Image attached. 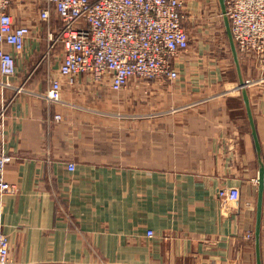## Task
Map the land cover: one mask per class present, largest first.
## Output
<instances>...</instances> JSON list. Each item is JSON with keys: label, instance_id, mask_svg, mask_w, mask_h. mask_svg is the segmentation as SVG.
<instances>
[{"label": "crops", "instance_id": "0c3cea01", "mask_svg": "<svg viewBox=\"0 0 264 264\" xmlns=\"http://www.w3.org/2000/svg\"><path fill=\"white\" fill-rule=\"evenodd\" d=\"M183 2L199 39L189 68L177 64L185 81L132 80L119 93L87 75L69 83L49 24L20 17L32 35L16 75L0 71V150L14 157L4 177L17 187L0 196L10 264H257L261 165L221 3ZM221 52L236 82L213 68ZM242 60L264 164V66ZM260 248L264 264V203Z\"/></svg>", "mask_w": 264, "mask_h": 264}, {"label": "built area", "instance_id": "2783aa9c", "mask_svg": "<svg viewBox=\"0 0 264 264\" xmlns=\"http://www.w3.org/2000/svg\"><path fill=\"white\" fill-rule=\"evenodd\" d=\"M225 2L241 59L264 66V0ZM26 3L27 7L39 4L43 8L31 12L22 7ZM184 6L183 0H0L1 74L14 77L17 73L16 55L24 52L33 32L20 19L28 11L49 24L47 38L51 49L63 46L60 73L71 84L79 76L87 75L94 83H109L119 93L132 80L177 83L181 79L177 64L190 48V37L184 27ZM54 19L55 29L51 26ZM61 96L62 84L55 79L50 99L59 101ZM4 115L0 114V135L4 131ZM13 160L14 157L0 150L2 197L17 192V187L4 177ZM68 167L71 172L76 170L74 163ZM219 194L226 197V189ZM154 235L153 231L147 234L150 238ZM10 251V241L1 235L0 264H10Z\"/></svg>", "mask_w": 264, "mask_h": 264}, {"label": "water", "instance_id": "95a60500", "mask_svg": "<svg viewBox=\"0 0 264 264\" xmlns=\"http://www.w3.org/2000/svg\"><path fill=\"white\" fill-rule=\"evenodd\" d=\"M221 3V8H222V13L225 19V24L227 28V33L229 36L230 40V45H231V50H232V55L234 59V63L236 65V69L239 75V89L242 92L244 103L246 106L249 122L251 125L252 129V135L255 141L256 145V150L260 159V174L258 178V184H259V189H258V203H257V224H256V231H255V243H256V251H257V264H262L261 262V248H260V240H261V225H262V215H263V203H264V164L261 159V146H260V141L258 138L257 130H256V124L254 121L253 113H252V108L250 105V100L249 96L247 93V87H246V81L243 75V70H242V65H241V58L237 49V45L235 43L233 34H232V29H231V24L230 20L227 16V11H226V2L225 0H220Z\"/></svg>", "mask_w": 264, "mask_h": 264}, {"label": "rangeland", "instance_id": "374dc122", "mask_svg": "<svg viewBox=\"0 0 264 264\" xmlns=\"http://www.w3.org/2000/svg\"><path fill=\"white\" fill-rule=\"evenodd\" d=\"M27 6H28L27 3L26 4H22V7L24 9H27V10L29 9V11H31V12H39L43 8V6H41L39 4H35V6H32V7H27ZM26 12L29 14L28 11H26ZM184 27H185V29H186L187 32L191 33V35L188 33L189 34V37L191 36V38H190V48H189V50H190V49H192L193 44H194V46H197V41L199 39L198 38H195V36L193 34V31H192L193 30L192 21H190V19H188L187 13H186V19H185ZM222 54L223 53L221 52V55L218 54V57H216L215 59H213L214 62H212V66H213L214 69H216L217 71H219L220 74H222V78H220V80L222 82L223 81L236 82L237 81L236 80L237 79V76H236L235 68H234V66H233V64H232V62L230 60V57L227 58L228 60L227 59L225 60L223 58ZM219 57H221V58H219ZM200 61H202V60H200ZM180 62H182L183 67H185L186 69L189 68V67H187L188 65L185 66V63L186 64L188 63V60L186 59V53L184 54V56H182V59L180 60ZM243 62H246V61L245 60H242L241 61V65H242ZM197 63H200V62H196V64ZM243 66H244V64H243ZM243 66H242V69H243ZM200 68H201L200 66L196 65V67H193L191 69V73L195 74L196 77H203L204 70H201ZM186 72H187V75L190 73L187 70H186ZM181 73H182V76L183 77L178 82L185 81V79H186L185 77H187V75H186L185 72L181 71ZM193 78L196 81L199 80V79H197L195 77H193Z\"/></svg>", "mask_w": 264, "mask_h": 264}]
</instances>
